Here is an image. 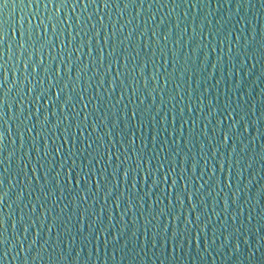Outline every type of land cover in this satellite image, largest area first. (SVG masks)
I'll list each match as a JSON object with an SVG mask.
<instances>
[{
  "label": "snow or ice",
  "instance_id": "1",
  "mask_svg": "<svg viewBox=\"0 0 264 264\" xmlns=\"http://www.w3.org/2000/svg\"><path fill=\"white\" fill-rule=\"evenodd\" d=\"M146 4L151 9L155 0H0V156L5 150L6 135H11L4 109L7 107L11 110L9 98L15 88L18 89L16 96L21 103L19 113L13 115L12 119L19 120L16 131L21 149L26 143L29 145L24 154L28 157L27 163H24L23 156L17 161V176L23 172L25 183L17 193L15 202L18 205L23 203L26 191L29 196L33 190L38 193L35 200H29L25 205H31L28 213L25 215L21 210L19 218L11 221L14 234L18 226L23 230L13 246L17 243L21 245L26 253L25 264H28L27 254L36 247L45 228L47 239L40 245L41 249L50 242L55 229L57 247L62 237L70 243L79 240L81 244H93L97 250L103 247L105 252L111 245L114 253L116 250L121 252V260L132 255L133 259L128 264H134L135 256L149 245L153 249L159 248L160 256L167 260L171 245L172 260H175L177 247L183 249L188 245L190 248L195 242L199 248L202 237L207 239L212 215L219 221L225 213L233 221L232 231L225 239L244 236L247 244L251 236L246 233L258 234V247L250 251V258L264 246L259 244L264 241V234H261L264 232V186L258 189L254 207L249 211L246 232H242L245 225L240 220L243 211L238 194L239 179L243 174L239 165L245 161L240 153L249 152V146L254 145L257 139L261 143L258 148H251L247 167L250 169L253 163L259 161L260 171L264 172V89L259 100L253 98L250 88L233 101L228 92H241L244 80L240 79L225 90L223 105L220 104L219 92L212 95L213 88L201 90L204 80L202 69L209 62V49L215 50L217 47L221 54L212 65L214 69L223 67L225 56L229 63L233 58H240L242 66L252 60V70L260 65V75L252 83L258 84L264 79V28L257 32L253 27L251 37L244 38L243 43L241 37L236 36L234 45L232 29L224 24L219 27L209 25L208 36L211 39L205 43L206 25L202 21L199 25L200 39H196L197 29L193 27L188 39L190 48L181 63L175 46L183 47L181 41L187 27L182 29L173 48L168 49L173 30L162 34L157 27L142 28L133 24L135 17L121 25L119 19L112 21L111 12L108 11L113 8L142 10ZM184 4L197 10L209 7L208 0H182V3L174 2L171 7H182ZM237 6L251 7V0H247V5L238 3ZM29 7L32 10L27 15H21L18 21L3 18L5 9L19 8L23 13ZM259 7L264 9V0H259ZM66 9L75 15L69 14ZM89 9L93 11L89 12ZM102 9L105 15H100ZM61 12H64L63 16ZM33 18L38 22H34ZM143 23L147 24V21ZM192 24L196 25L195 19ZM175 28H180L179 20ZM137 32L138 36L135 35ZM153 46L164 57V64H157V52ZM193 57L199 61L200 68L195 63H189ZM149 63L153 65L150 76L146 75ZM252 70L247 73L249 77L253 74ZM9 71L13 76L11 84ZM90 71L91 75H88ZM185 77L192 83H188ZM169 84L172 85L171 89ZM157 92L160 93L161 103L160 107L155 108L156 115H152L155 100L150 106L145 105V100ZM184 93H187V97ZM196 93H199L195 96L200 105L198 117L190 106ZM165 95L171 105L168 112L172 113V125H176L178 118L181 121L178 128H172L171 133L168 115L157 119L164 107ZM177 95L181 101L188 99V105L178 110L172 103ZM45 98L46 102L42 103ZM185 108L191 121L187 135L184 130V123L187 122L184 120ZM205 109L209 110L207 116ZM60 115L62 119L51 123L53 116ZM208 117H215L211 129L209 125L212 121ZM197 120L202 125L199 132L196 131ZM102 128L107 129L103 135ZM161 128L172 137L179 133L183 147L188 151L183 152V147L177 146L175 139L171 144L167 139L161 142ZM115 129L120 131L114 136L112 133ZM251 129H255L254 136ZM137 131L140 133L139 148L135 147ZM25 133L28 134L27 140ZM245 134H249L247 143L243 139ZM38 141L43 142L41 148L37 147ZM196 145L199 150L193 152L192 147ZM209 147L211 152H206ZM33 150L37 153L34 163L31 158ZM209 158L215 163L211 175L205 179L207 173L204 169L208 167ZM216 164L221 172L218 178ZM0 165H5V160L0 159ZM29 166L31 177L26 171ZM234 168L237 172L236 191L232 192L231 197L225 195L220 211H217L215 201L209 211V197L214 193L219 197L225 187L232 191ZM8 171L9 167L5 166L4 171L0 172V190L4 189ZM40 172H43V177L39 175ZM8 198V190L0 191V205ZM149 199L151 203L145 208L144 202ZM162 200L167 203L163 204ZM137 201L144 222L140 224L139 217L134 214L129 226L125 217L129 212L135 213ZM97 203L101 204L99 211L95 207ZM185 203L189 209L187 213L183 211ZM246 203L251 204L252 198L248 197ZM177 205L180 211H177ZM233 205L236 206L235 210L230 212ZM117 209L121 213L118 228L114 215ZM252 211H255V217ZM10 219V212L5 214L0 211V249L4 256L8 251ZM236 222H240L239 226H236ZM221 227L227 230V224ZM30 229H36L35 234L27 247L23 248ZM215 230L213 227L214 233ZM141 235L143 240L140 239ZM209 246L206 243L205 250ZM239 250L237 242L235 251ZM79 254L78 251L77 256ZM40 258L41 253L37 251L33 259ZM260 264H264V259Z\"/></svg>",
  "mask_w": 264,
  "mask_h": 264
},
{
  "label": "water",
  "instance_id": "2",
  "mask_svg": "<svg viewBox=\"0 0 264 264\" xmlns=\"http://www.w3.org/2000/svg\"><path fill=\"white\" fill-rule=\"evenodd\" d=\"M151 2V0H150ZM182 3V0H155L154 6L149 9L147 7V4L142 10L129 8L127 10H117L115 8L110 9L108 11L111 12V18L112 21L115 22L117 19H119L120 24H124L127 20L133 19L134 25H139L142 28H148L152 29L153 27L159 28L161 33H165L169 30H173V37L168 42V49H172L173 45L175 43V40L179 38V35L181 34L182 29L187 27V32L183 33V40L181 41L180 45H176V52H177V58L183 63V57L184 55L189 51V44L188 39L192 35V28L196 27V39H200V29L199 25L203 21L205 22V28H204V37H205V43L211 37L208 36V26L209 25H215L216 27H219L220 24H224L227 28L232 29L233 36V44L235 45L236 36L241 37V43H243L244 38H250L252 34V29L255 27L256 31L259 32L261 28H264V9H261L259 7V0H251V7L245 6V7H239L238 3H245L247 5V0H208L209 7L207 8H200L199 10L195 8H190L187 6V4H184L182 7L173 8L171 5L173 3ZM191 2H194V0H191ZM163 5H169L167 7ZM32 9L29 7L25 12H21L19 8L17 9H5L3 10V18L5 20L11 19L12 21H18L21 17V15H27V12H30ZM66 12H69V14L75 15L71 13L70 9H66ZM79 11V10H77ZM89 12H92V9L88 10ZM121 12L123 13L121 15ZM140 13L139 15L137 13ZM44 14V13H42ZM46 15V14H44ZM61 15H64V12H61ZM100 15H105V10H101ZM205 17L207 18L205 21ZM180 22V28H175V24ZM34 22H38L35 21ZM94 19L96 17L94 16ZM193 19L196 20V25L192 24ZM143 21H147V24H144ZM105 22H108L107 16H105ZM219 22V24L217 23ZM119 27V25H118ZM127 32V29H125V34ZM136 36L139 35L137 32L135 34ZM149 35H151V32H149ZM18 38V37H17ZM135 39V37H134ZM195 43V42H193ZM153 50L157 52V64H164L165 59L164 57L159 53L158 49H155L153 46ZM226 50V49H225ZM210 51V59L207 65L203 66L202 69V75L204 77L203 83H202V89L203 88H213L212 95H215L216 92L220 93V104L223 105L224 103V93L227 88H231V86L238 80L243 79L244 80V88L241 90L240 93H231L228 92V95L232 97V100L235 101L238 95H241L243 92L248 91L250 88L252 89V96L255 100L260 99V93L262 89H264V79H261L258 84H253L252 81L256 80V78L260 75V65H257L254 70H252V60L246 61L244 65H241L240 58H233L232 62H228V57L225 56L224 60L222 61L223 67L222 68H216L214 69L212 67L213 64L216 62V57L221 54L220 48H216L215 50ZM85 52H87V49H85ZM171 55V53H168ZM45 62H47V55L45 56ZM190 64L195 63V66L197 68H200L199 61H196V58L193 57L192 61H189ZM31 70V69H29ZM252 70L253 74L251 77L247 75V73ZM115 71V69H114ZM153 71V65L151 63L148 64V67L146 69V75L150 76ZM162 72L163 69H160ZM215 72V75H212V73ZM2 75V74H0ZM19 75V74H18ZM75 75V71H73V76ZM88 75H91V71L88 73ZM86 78V77H85ZM13 80L12 73L9 71V84H11ZM185 80L187 81V77H185ZM218 81H222L221 83H217ZM188 83H192L190 81H187ZM140 83L138 79V84ZM163 81L161 80V84ZM8 85H5L7 87ZM150 83V87H151ZM194 86V83L192 84ZM172 88V85L169 84V89ZM18 89H13L12 93L10 94L9 103L11 104V110L6 107L4 111L7 113L6 119L9 120V125L11 128V135H6L4 144H5V150L0 156V159L5 160V165H0V172L4 171V167L8 166L9 171L6 174L7 178L4 181V189L9 191V198L4 201L2 205H0V211H3L5 214L11 213V219L9 221V244L7 245V255L4 256L3 250L0 249V262L2 264H25V256L26 253L22 249L20 244H15L14 242L18 239V235H22V228L18 226L16 230V234L12 232L11 229V221L17 220L19 216L21 215V210H23V213L26 215L29 211V208L31 205H28V207H25V205L28 204L29 200H35L36 195L38 194L35 190L32 191V195L29 196L27 191L25 192V198L23 203H20L19 205L15 202L17 193L21 190L25 183L23 172H20L19 176H17V172L19 169L17 168V161L20 159V157H24V163H27L28 157L24 154L28 151L29 145L26 143L24 145V148L21 149L20 147V140L16 131V125L19 123V120H13L12 116L19 113V107L21 100L16 96ZM55 91V90H53ZM119 94V89H117L116 95ZM199 93H196L192 99H191V107L195 111V116H200L198 101L196 100L195 96ZM185 97H187V93H184ZM42 101V103L46 102ZM153 99L155 100V105L153 106L152 115H156L155 108L160 107L161 103V97L160 93L157 92L154 94L153 97H148V99L145 100V105L150 106L152 105ZM127 102V100L125 101ZM172 103L176 105L177 110L181 107H185L188 105V99L185 98L183 101H181L180 96L177 95L176 100H174ZM29 107L32 108V111H35V108L31 105ZM171 107V105L167 102V96L165 95V103L164 107L160 113V116H157V119H160L163 115H168V129L169 133H171L172 128L179 127L181 121L178 118L176 121V125H172L171 123V115L172 113L168 112V109ZM43 111V109H42ZM208 109H205V116L208 114ZM27 114V113H26ZM60 118L62 119V115L53 116L51 118V123H55L56 120ZM20 119H23L21 117ZM212 121V124L209 125V129H211L212 125L215 123V117H208ZM249 119H252V117H249ZM184 120L187 121L184 123V130L185 135H187L188 129L191 127V121L189 120V114L187 113V108H185V117ZM67 123V122H65ZM135 123V121H133ZM205 123H207V120H205ZM227 124V122H226ZM63 127V125L61 126ZM202 127L199 120H197V126L196 131L199 132L200 128ZM75 130V129H74ZM120 129L113 130V135L115 136L117 132H119ZM145 135L147 134V128H145ZM241 131H243V128L241 126ZM105 132H107L106 128H102L101 134L103 135ZM255 129H251V135H255ZM32 135H35V133H32ZM249 138V134H245L244 142L247 143V140ZM25 139H28V134L25 133ZM118 139V137H117ZM165 139H167V142L169 144L172 143V141L175 139L176 145L183 147V142L179 136V133L175 137H172L171 135H168L163 132V128H161V137L160 140L163 142ZM199 139V137H197ZM261 142L259 139L255 142L254 145L249 146V152L246 153H240L242 157L245 158V161L243 164L239 165L242 176L239 179V195H240V204L242 206L241 210L243 211V216L240 218L241 221L244 222L245 227L242 229V232H246L247 225V217L249 215V211L253 209L254 203H255V197L257 194L258 189L261 186H264V172L260 171L261 164L259 161L253 163L252 168L247 167V160L251 155V148L257 147ZM43 146L42 141L37 142V147L41 148ZM141 146L140 144V133L137 131V143L135 145L136 148H139ZM157 147H160V144L157 145ZM149 148H151V145H149ZM199 150L198 145L192 147L193 152H197ZM188 149L186 147H183V152H187ZM206 152H211V148H207L205 150ZM221 151H224L221 149ZM11 154V155H10ZM183 154V153H182ZM31 158L33 163L37 159V153L35 150L31 153ZM123 158V157H122ZM203 160H201V165H203ZM215 163L212 159L209 158L208 160V167L204 169L206 171L207 175L205 176V179L208 178V175H211V172L213 170L212 166ZM23 167V165H21ZM26 171L29 174V177L32 176L31 173V166H29ZM111 169H109V172ZM198 173L200 169L198 168ZM216 177H221V172L219 170V165L216 164ZM39 175L43 177V172H40ZM54 175V173H53ZM226 175V172H225ZM43 181L41 180V183ZM251 182V183H249ZM33 183L35 184V180H33ZM227 183V181H225ZM232 191H229L228 188L225 187L224 192H221L219 197H216L215 193L212 197L208 198L207 201V207L208 210H211V207L213 206V203L215 201L217 211H220L223 207V199L225 195H228L229 197L232 196V192L236 191V185H237V172L235 168L233 169L232 173ZM222 187L224 185H221ZM247 186V187H246ZM38 187V185H37ZM0 190V191H3ZM121 191H123V183H121ZM248 197L252 198V203H246V200ZM135 200V197H133ZM91 199L89 200V203H91ZM145 208H147V205L151 203V199L146 200L145 202ZM163 204H166V200H162ZM231 203V201H230ZM109 205H111V199L109 200ZM11 206V207H9ZM97 211H99L101 204L97 203L95 205ZM114 207V206H113ZM235 205L232 206L230 209L231 211L235 210ZM180 206L177 205V211H180ZM188 206L185 203V207L183 208V211L185 213L188 212ZM141 210L139 208V202H136V209L135 213L129 212L127 216L125 217V220L131 226L133 215L135 214L136 217H139V223L143 224V218L140 215ZM120 210L117 209L114 212V215L116 217L115 223L117 228L120 226L119 224V217H120ZM193 214V219H194ZM253 217H255V211H252ZM155 223V221L153 222ZM183 223V220L181 221V225ZM240 222H236V226H239ZM227 224V230L221 227V225ZM253 225H255V219H253ZM107 226V225H105ZM233 221L231 220V217L228 213H225L221 216L220 220L217 221L215 215H212L211 223L209 224V229L207 233V239L202 237L199 248H197V245L195 242L192 243V246L189 248L188 245H185L183 249H180L177 247V250L175 252V260H172V250L171 245L168 247L167 252V260L164 256H160V250L159 248L153 249L151 245L147 249H145L143 252H139V249L137 250L139 252L138 255L134 258V264H141V261L143 264H161L162 261H164V264H260V261L264 259V256H262V253H264V246H261L259 251L255 252V256L250 258V251L255 250L258 247V234H248L251 238L249 242L246 244L244 242L245 237L240 236L239 239H237L236 236H233L231 240L225 239L226 236H228V233L232 231ZM213 227H215V233L213 232ZM36 229H30L28 232V239L25 241L23 248H26L28 243L31 242L32 237L35 234ZM115 231V229H113ZM47 229L45 228L44 231L41 233V237L37 242V245L35 248H33L31 253L27 254L28 257V264H128V261L130 259H133L132 255H129L128 257L121 260V252L119 250H116L115 253L113 252V248L111 245L109 246L107 252H105L103 247H100L99 250L96 249V247L93 244L85 242L84 244H81L79 240H77L74 243H70V241L66 238L61 239L59 242V246L57 247V241H56V231L55 229L52 232V238L50 242L47 245H44V248L41 249L40 245L44 243V240L47 239L46 235ZM254 232V229H253ZM261 234H264L262 232ZM140 239L143 240V235L140 236ZM239 242L240 250L239 252L235 251V246ZM123 243V241H121ZM206 243L207 245H210L206 249ZM260 245H264V241L259 242ZM82 249V251H81ZM40 251L41 258L40 259H33L36 255V252ZM79 251V256H77V252ZM127 251V250H126ZM63 257L64 259H61Z\"/></svg>",
  "mask_w": 264,
  "mask_h": 264
}]
</instances>
